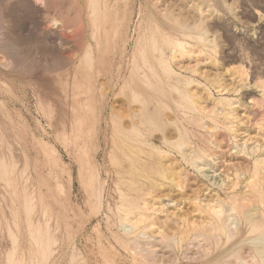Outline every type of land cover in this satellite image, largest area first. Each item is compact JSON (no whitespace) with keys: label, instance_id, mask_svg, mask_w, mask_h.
Wrapping results in <instances>:
<instances>
[{"label":"rangeland","instance_id":"obj_1","mask_svg":"<svg viewBox=\"0 0 264 264\" xmlns=\"http://www.w3.org/2000/svg\"><path fill=\"white\" fill-rule=\"evenodd\" d=\"M45 1L0 0V163L7 167L9 178V185L0 180V264H39L30 235L36 218L49 225L44 224L49 228L45 237H50L52 255L46 264H71V257L73 264H124L116 241L115 203L112 205L118 177L109 172L110 134L103 133L104 118L100 119L101 126L96 124L91 144L94 152L103 146L105 138L109 146L94 162L104 197L102 212L95 214L94 200L78 178V164L60 143L61 132L68 135L69 106L77 98L73 68L78 61L59 72L62 82L44 71L52 58L69 62L88 45L95 51L100 48V58L106 61V68L112 65V74L105 69L99 80L105 82V88L109 77L110 85L117 78L116 94L127 81L133 49L152 32L153 24L183 44V54L177 53L175 59L174 45L162 47L166 57L174 59L171 65L175 72L192 81L190 90L180 86L192 97L195 107L192 112L176 109L177 128L188 140L181 153L185 159L196 158L200 172L182 160L179 151L165 147L158 133H142L143 141L165 153L159 155L158 162L168 176L182 178V173H188L181 182L183 189L173 194L180 204L174 219L178 225L183 224L179 217L185 218L186 224L207 222L213 217V206L227 210L232 197L264 193V0H164L174 15L196 23V38L193 35L191 39L174 31L167 20L146 13L144 0H106L109 15L105 26L102 18L99 20L98 48L91 38L92 12L85 0ZM50 2L68 5L69 13L77 17L74 26L63 24L60 13L48 12L44 4ZM115 3L118 7L114 10ZM115 94L110 99H123ZM165 96L164 100L157 98L174 111L170 96ZM171 131L176 140L177 133ZM24 197L31 200L32 226L26 221ZM160 218L154 224L163 225ZM163 249L160 253L169 259L171 250ZM182 253L174 250L178 258Z\"/></svg>","mask_w":264,"mask_h":264},{"label":"bare ground","instance_id":"obj_2","mask_svg":"<svg viewBox=\"0 0 264 264\" xmlns=\"http://www.w3.org/2000/svg\"><path fill=\"white\" fill-rule=\"evenodd\" d=\"M39 1L47 3L45 0ZM100 2L101 5H99ZM165 2L164 0H144L147 5L146 13L157 19L167 20L171 28L174 31H176L175 29L179 30L185 38L191 39L193 35L195 36L196 23L189 24L185 19L174 15L170 8L164 5ZM51 3L44 4L48 12L60 13L63 16V24L68 27L74 26L77 17L75 14L69 13L68 5ZM85 3L92 12L89 27L90 31L92 30L91 38L96 44L95 48H98L99 42L96 39V33L99 20L102 18V24L106 25L109 6H107L106 0H85ZM115 5L114 10L118 7L116 3ZM59 7H63L65 10L60 11ZM153 25L152 32L145 34L144 38L140 39V42L138 41V46L133 49L131 61L129 60L127 81H124L116 94L113 89L117 84V78L115 83L110 85L111 77H109L105 88V82L99 80L107 70L109 74H112L110 71L112 65L109 66V69L106 68V61L100 58V48L95 51L88 45L78 55L75 57L73 55L74 58H71L73 60L69 62L52 58L51 64L49 63L46 70L43 71L46 72V75L51 76V79L58 81L61 80L59 72L68 67L71 68L75 59L78 61L73 68L74 90L77 92V98H75L74 104L69 106L71 111L70 129L67 132L68 135L61 132L62 138H58V140L60 139L66 155L78 164V178L91 197H89L90 200H94L93 203L96 205L94 208L97 207V212L94 211L95 214H99L103 210V184L101 185L98 181L94 162L96 163L99 152L106 153L105 150L109 146L106 143V138H103L105 140L103 146L99 145L95 152L91 144L96 137V124L101 126L100 119L104 118L103 133L106 135L109 131L110 134L109 163L111 171L109 172L118 177L115 187L117 197L115 195L116 201H113L112 205L115 203V208H113L115 211L113 216L116 217L114 226H116L117 245L124 254L122 263L125 264L126 259L130 260L127 264H180V261L186 262V264L199 262L201 264H264V193L254 191L243 196L232 197L227 210H224L222 206H213L211 211L209 210L213 217L209 218L207 222L186 224L187 220L179 217L183 224L178 225L177 220L174 219L176 211H180V204L176 199H173V194L183 189L181 182L187 178L188 173H186L187 171L182 173V178L168 176L167 170L158 162L159 155L165 153L143 141L142 135L145 134L142 133H158V139L165 144V147L169 146L171 149L173 148V151L174 149L179 151L181 159L200 172L201 168L195 163L197 159L188 157L189 160H187L188 158L185 159L181 153L183 145L188 144L185 143L188 140L177 128L180 122L177 121L176 109L192 112L195 107L191 100L192 97L180 86L183 84L190 90L192 81L177 74L171 65V60L175 59L177 53L180 56L183 54V44L174 42L167 35L162 34L156 24ZM198 36H200V32ZM162 45L169 47L174 45L176 48L172 53L174 59L170 60L166 57ZM123 46L122 53L124 54L122 56L124 57L125 45ZM119 70L120 67L116 69L117 72ZM58 85L60 84L56 86L59 87ZM111 94L122 96L123 99H110ZM167 94L172 100L174 111L171 106L169 107L167 103L157 98V96H161L164 100ZM82 95L85 96L83 100ZM99 105L101 107L98 111ZM108 121L109 123H107ZM191 121H193L192 118ZM108 124L110 125L109 129ZM170 125L173 127L171 129L177 133L176 140L172 138L173 132ZM57 137L60 136L57 135ZM137 144L147 146L148 149L142 150ZM7 170V167L0 163V180L4 185H9ZM60 193L62 194V191ZM40 200L42 201V198ZM108 203L110 204V202ZM23 209L29 226L35 224L31 228L33 230L30 233L32 238H30L37 249L38 256L36 257H39L40 260L37 262L46 264L52 255L51 243L48 241L50 237H48L49 239L45 237L49 229L44 226L47 223L43 221L44 224H42L36 218L37 221L35 220V223L31 224L29 215L33 208L29 198L24 197ZM111 210L107 213L111 214ZM160 217L163 218L161 220L163 225L154 224V221H160ZM107 219L105 218V220ZM146 222L148 223L145 224ZM187 245L192 248H186ZM165 247L171 250L172 254L169 259H164L160 253ZM174 250L183 251V253L178 258L174 254ZM71 258L70 263L73 264L74 258ZM36 260L38 259L36 258Z\"/></svg>","mask_w":264,"mask_h":264}]
</instances>
